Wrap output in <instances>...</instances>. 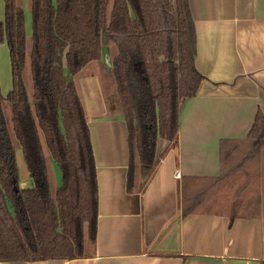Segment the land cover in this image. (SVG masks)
Returning <instances> with one entry per match:
<instances>
[{"label":"trees","instance_id":"obj_1","mask_svg":"<svg viewBox=\"0 0 264 264\" xmlns=\"http://www.w3.org/2000/svg\"><path fill=\"white\" fill-rule=\"evenodd\" d=\"M19 2L0 0V48L8 47L13 76L6 98L0 85V263L92 259L99 190L78 81L94 63L112 80L107 104L129 132L127 191L142 195L176 142L181 105L205 81L195 67V23L188 0H30L29 50ZM263 149L261 111L246 139L220 143L218 177L182 178L183 217L259 219ZM18 151L28 189L20 188ZM49 157L61 176L55 194ZM208 204L220 212L203 210ZM241 205L249 215L224 213Z\"/></svg>","mask_w":264,"mask_h":264},{"label":"crops","instance_id":"obj_2","mask_svg":"<svg viewBox=\"0 0 264 264\" xmlns=\"http://www.w3.org/2000/svg\"><path fill=\"white\" fill-rule=\"evenodd\" d=\"M188 3L197 34L195 67L205 81L196 96L181 105L176 142L146 191L142 195L127 191L129 132L124 116L111 112L107 104L112 80L86 75L78 84L97 167L95 257L0 264H264V149L259 219L183 217L181 196L183 177L219 176L220 143L246 139L257 114L264 111V0ZM0 85L6 98L13 89L6 44L0 48ZM21 185L31 187L28 180Z\"/></svg>","mask_w":264,"mask_h":264},{"label":"rangeland","instance_id":"obj_3","mask_svg":"<svg viewBox=\"0 0 264 264\" xmlns=\"http://www.w3.org/2000/svg\"><path fill=\"white\" fill-rule=\"evenodd\" d=\"M19 5L23 8V10L25 11V16H26V37L28 39V46H29V50H30V46H31V38H32V14L30 11V0H18ZM114 48V46H111V48ZM29 66V64H28ZM83 75H92V74H97L99 75L102 80L104 81V79L106 78V74L105 71L102 70V67L99 63H94L89 65L87 68H85L83 70ZM26 75H28V71L26 72ZM104 87H105V83L103 82ZM106 89V87H105ZM109 91L108 96H110L112 99L114 97V93L113 90H107ZM108 94V92H107ZM110 105V103H109ZM52 161V159L49 157L48 158V167H49V174H50V181H51V187L53 190V193H56V190L58 189V187H60L61 185V176H60V171L58 169V167L56 166V164ZM17 165L19 168V173H20V183L22 182L23 184H27V180L29 183H31V181H29V177H28V173H27V169H26V165L24 164V160H23V155L21 152L17 153ZM57 169H56V167ZM21 185V187H22ZM255 191L254 189H252V192L249 191L247 194L248 196H252L251 194H254ZM257 195V192H256ZM207 209L209 212H220V207L218 206H214V205H206L203 210ZM227 215H232L234 213H237L238 215H249L250 211L247 209L246 206L241 205V206H230L229 210L227 212H224Z\"/></svg>","mask_w":264,"mask_h":264},{"label":"built area","instance_id":"obj_4","mask_svg":"<svg viewBox=\"0 0 264 264\" xmlns=\"http://www.w3.org/2000/svg\"><path fill=\"white\" fill-rule=\"evenodd\" d=\"M176 178L177 179H180L181 178L180 173H178V172L176 173Z\"/></svg>","mask_w":264,"mask_h":264}]
</instances>
